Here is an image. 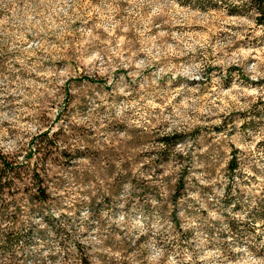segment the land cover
Listing matches in <instances>:
<instances>
[{
	"label": "rangeland",
	"instance_id": "rangeland-1",
	"mask_svg": "<svg viewBox=\"0 0 264 264\" xmlns=\"http://www.w3.org/2000/svg\"><path fill=\"white\" fill-rule=\"evenodd\" d=\"M256 3L0 0V264H264Z\"/></svg>",
	"mask_w": 264,
	"mask_h": 264
},
{
	"label": "trees",
	"instance_id": "trees-1",
	"mask_svg": "<svg viewBox=\"0 0 264 264\" xmlns=\"http://www.w3.org/2000/svg\"><path fill=\"white\" fill-rule=\"evenodd\" d=\"M257 4V7H256V10L258 12V15L257 17L255 18L256 22L260 23L261 22V17H263L264 15V10L261 6V3H256ZM263 22V21H262ZM167 138L165 137H162L161 140L165 141ZM3 157L0 155V160L1 161V164H2V169H5V167L9 166V163L7 161H5L4 159H2ZM10 167V166H9ZM235 168V163L232 162V160L230 159L227 163V169L228 171H232L233 169ZM180 183V179H177V182H176V187L179 185ZM0 194H1V191H0ZM40 194V195H39ZM44 195V192L39 190L38 191V196H43ZM84 262V261H82Z\"/></svg>",
	"mask_w": 264,
	"mask_h": 264
}]
</instances>
